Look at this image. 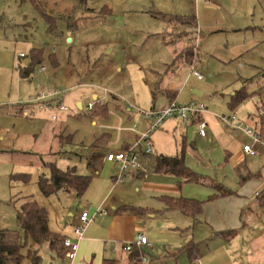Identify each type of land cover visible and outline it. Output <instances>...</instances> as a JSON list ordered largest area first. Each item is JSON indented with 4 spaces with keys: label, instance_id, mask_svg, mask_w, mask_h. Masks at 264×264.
I'll return each instance as SVG.
<instances>
[{
    "label": "crops",
    "instance_id": "1",
    "mask_svg": "<svg viewBox=\"0 0 264 264\" xmlns=\"http://www.w3.org/2000/svg\"><path fill=\"white\" fill-rule=\"evenodd\" d=\"M17 1L21 5L27 2L31 5L26 0ZM87 3L88 0L84 6L78 8L72 0H45L44 6L47 13L55 18L54 30H50L48 23L42 19L32 5L31 7L43 21L45 33L59 39L64 38L68 43L70 41V46L75 41L76 49L73 50L75 52L78 50L75 56L80 57L78 55L81 51L80 46L85 44L78 42V34L74 31L78 30L81 21L90 20L98 13L97 9L89 7ZM203 7L206 8L205 4ZM251 12L250 8L246 10V13L244 12L243 23L232 20L231 24L221 17L218 20L211 19L207 23L212 31L209 34H223L229 37L230 40H226L224 43L230 47L229 49L245 47L246 51H250L257 48L259 44L264 43V34L260 33L259 26L252 25L251 19L248 17ZM149 13L152 17L166 19L168 27L163 33V40L164 44L173 48V59L169 64H166L161 78L152 85V97L149 104L147 103L143 107L112 90L111 92L103 89L102 92H95L96 80L86 82L82 79L78 85L89 87L87 92L89 100L86 101V105H83L81 100L82 96L84 98L83 91L80 92L77 99L72 98L69 94L66 95L64 89H67V85L76 79L75 73L78 74L75 70L76 66L80 68L79 63L87 61L88 57L86 59L78 58L75 62V58L70 55L68 57L70 69L66 70L58 80L54 75L60 65L56 54H48L47 59L54 69L46 74V67L42 64L46 54L44 48L32 46L27 52L20 51L17 55V59H20L17 64L18 78L22 81V85L29 84L31 88L26 95L17 92V95L19 94L18 97L16 96L17 100L11 103L22 104L30 113L29 116H25L23 113L22 115H13L12 112L16 111V106L7 103L11 104L8 106L10 113L14 117L23 116L26 118L39 116L45 112L50 115V119L56 121L57 124L56 127H53V136L59 150H51L47 156L48 160L43 159V163L52 162L57 166V154L68 156L66 153L69 151L70 154H76L77 157L76 151L85 148L82 158L77 157L85 163V173L78 172L75 165L65 169H73L77 174L90 176L89 184L80 196H77L73 189L60 190L55 194L44 196L37 186L35 194L46 199V203L43 205L38 200L36 201L46 209L48 229L64 238L69 237L73 241H78V249L73 259L68 258L66 253L63 256L58 255L56 251L49 248L47 243H44L39 249L38 254L41 260L37 264H105L106 261L133 264L129 258L130 252L125 251L122 246L131 242L138 232L147 236L149 245L142 246L141 249L145 255L150 256L152 264H264V150H260L254 156L245 155L241 147L242 144L249 143L250 138L219 119L220 115L234 113L240 120L254 127L258 132L256 121L258 110L261 109L259 101H255L256 112H247L246 114H240L238 111L244 109V103L251 96L248 95L249 98L247 97L235 108H232L230 101L235 91H232L225 100L227 113L211 112L205 104L206 110L202 114V119L207 122L208 115L216 117L227 129V131H223L225 138L208 129V122L205 136H200L196 120L185 124L178 118H167L159 128L151 132L154 152L146 172L127 173L116 179L115 176L119 171L118 165L106 161L104 158L108 151L127 148L140 132L149 127L150 121L139 114L136 108L143 110L150 107L161 108L171 101L196 100L192 95L198 94L199 90L194 89V81L190 79L191 77L196 80L204 79L202 73V79H198L191 73L192 69L196 70V66L194 68L193 65L197 62V60L195 61L197 54L195 48H192V55H189L190 49L187 48L188 43L193 45L195 39L192 29H197L198 33L201 30L196 15L177 14L174 7L173 11L153 8ZM33 16L22 14V22L25 26L35 25L36 21L35 18L32 19ZM178 16L193 17L191 22L195 26L180 24L175 20ZM256 33L260 34L256 37ZM218 47L221 49V44H218ZM32 48L42 49L40 63L34 66L28 77H21L19 68L28 62ZM20 53H24L25 56L20 57ZM129 53L130 51L127 50L124 54L127 59H129ZM127 63L130 64V60ZM184 64L188 65V69L183 67ZM40 66H43L44 70H40ZM35 73L38 78L34 82L39 84L38 81L42 79L43 84L36 85V88L35 83L31 80ZM167 76L169 79L163 81ZM24 81H30V83ZM188 82L193 87L192 95H190L191 87L186 90ZM56 89L62 92L51 100L52 105L49 107L38 109L36 104L24 106L42 90L51 92ZM72 99H74V111L70 114L71 108L66 101ZM59 102L68 106L67 110H59L57 108ZM90 102H94V104L92 108L88 109L87 105ZM53 115L55 118L52 117ZM81 115H85L89 119L93 131L88 141L75 139L73 142L76 131L69 127V120L71 116L78 119ZM161 129L171 130L174 133L177 129L179 133H181L180 130H183L185 134L189 129H194L195 137L199 141L205 144L214 141L215 143L213 147L207 148L208 153L205 156H203L205 151H192L189 159L185 143H182L178 153L170 155V151H164L165 148L162 146L164 139H161L163 133ZM180 153H183L186 166L203 176L204 180L187 182L176 174L154 170L156 161L162 156L170 157ZM195 157L202 159L203 166L195 162ZM190 165H194L195 169ZM42 168L44 171L40 173H46L47 170L43 164ZM40 173L37 175L36 184ZM57 195H66V200L59 205V212L54 211V215L51 216L46 204L50 197H57ZM18 197L22 198L26 195ZM179 197L203 201L201 211L194 214L185 213L178 206H172L170 202ZM56 199L60 200L59 197ZM70 206H72V210H70ZM98 206L105 207L108 214H102L92 220L85 227L80 238L73 235L72 228L80 210L86 209L92 213ZM1 229L9 230L8 228ZM13 231H17L19 236L23 237L20 227ZM29 246H33L30 239L27 247L21 250V254L24 255ZM181 248H183L181 252L174 253ZM8 264L17 263L12 259ZM19 264L32 263L24 257Z\"/></svg>",
    "mask_w": 264,
    "mask_h": 264
},
{
    "label": "rangeland",
    "instance_id": "2",
    "mask_svg": "<svg viewBox=\"0 0 264 264\" xmlns=\"http://www.w3.org/2000/svg\"><path fill=\"white\" fill-rule=\"evenodd\" d=\"M87 5L97 9L98 13L90 20L81 21L78 30L74 31L78 34V42L85 44L80 46L81 51L78 54L80 57H77L75 55L78 50L76 52L73 50L76 49V42L70 46V41L68 43L64 38L59 39L45 33L43 21L28 2L21 5L17 0H0V16L4 22L0 27V229H19L16 209L23 200L17 199L18 196L26 195L28 198L38 200L41 205L46 203L44 197L35 194L36 178L44 171L43 159L48 160L47 156L51 150H59L53 136V127L57 124L50 119V115L45 112L32 118L14 117L8 109L11 102L17 100L16 96H19L17 92L26 95L31 88L29 84L22 85L18 78L17 64L20 59H17V55L20 51L27 52L32 46L44 48L46 54L42 64L46 67L45 74L54 69L47 59L48 54H56L60 65L54 75L58 80L70 69L68 63L70 55L75 58V62L78 58L88 57L87 61L79 63L80 68L76 66L75 70L78 72L75 73L76 79L64 89V93L74 99L83 91L84 98L80 96L83 105L89 100L87 95L89 87L78 86L82 79L86 82L96 80L95 92H102L103 89L112 90L143 107L149 104L152 97V85L161 78L166 64L173 59V48L164 44L163 40V33L168 27L166 19L152 17L149 11L153 8L173 11L174 7L177 14L196 15L201 29L199 33L197 29H192L195 39L193 46L190 47L188 43L187 48L190 50L195 48L197 62L193 66L204 75V79L196 80L191 77L190 80L194 81L193 87L198 89L199 93L192 95L193 87L188 82L186 90L191 87L189 94L206 104L209 111L217 114L227 113L225 105L227 96L243 87L251 97H248L244 109L238 113L256 112V100L260 105L264 103V43L250 51H246L245 47L229 49L230 47L224 45L226 40H230L229 37L214 33L210 35L212 31L207 26L211 19L218 20L219 17L225 18V21L231 24L232 20L243 23V14L250 8L252 12L248 17L252 25L259 26L260 33L264 34V0H88ZM22 14L34 15L32 19L35 18V25L25 26ZM260 33H256V37ZM218 44H221V49ZM127 50L130 51L129 59L124 55ZM129 60L130 64L127 63ZM183 67L188 69L186 64ZM32 77L33 79H30L35 83V88L36 85H43L42 79L38 81L39 84L34 82L38 78L36 73ZM167 79L168 76L163 81ZM74 99L66 101L71 108L70 114L74 111ZM206 119L208 129L225 138L223 134L224 130L227 131L225 126L212 115H208ZM69 127L76 131L73 142L75 139L88 141L93 131L85 115L78 119L71 116ZM180 131L181 133L177 129L174 133L161 129L163 132L161 139H164L162 146L165 148L164 151H170V155L178 153L182 143L186 145L189 159L192 151H205L203 155L205 156L208 153L207 148L214 146L215 141L206 144L199 141L195 137L194 129H189L187 134L183 130ZM78 145L81 146L80 143ZM85 150V148L77 150V157L82 158ZM66 154L68 156L57 154V166L65 169L75 165L78 172L85 173V163L79 160L76 154L72 155L69 151ZM201 161V158L195 157V162L203 166ZM190 166L195 169L194 165ZM17 172L30 173L31 180L27 184L10 181V174ZM61 196L48 199L46 205L51 216L54 215V211L59 212V205L66 200V195ZM58 197L60 200L56 199ZM71 207L70 210L73 209ZM105 264L121 263L106 261Z\"/></svg>",
    "mask_w": 264,
    "mask_h": 264
},
{
    "label": "trees",
    "instance_id": "3",
    "mask_svg": "<svg viewBox=\"0 0 264 264\" xmlns=\"http://www.w3.org/2000/svg\"><path fill=\"white\" fill-rule=\"evenodd\" d=\"M31 3L33 8L38 12L42 19L48 23L50 30H54L55 18L47 13L44 6L45 0H26ZM75 2L76 7H81L86 4L87 0H72ZM193 17L178 16L175 18L182 25L193 24ZM4 24L2 17L0 16V27ZM49 30V31H50ZM191 45L190 47H192ZM42 49L32 48L30 50V56H28V62L19 68V74L21 77H28L34 66L40 63ZM189 55H192L190 50ZM248 97V94L244 88L235 91L231 97L230 105L235 108L244 99ZM16 111H13V115H22V105L17 103ZM264 110V103L260 105ZM256 126L261 138L264 139V114L258 115ZM183 153L175 156L164 157L158 159L155 164L154 170L157 172H167L181 176L184 181L187 182H199L204 180L203 176L194 172L188 168L185 164ZM47 172H42L38 176L37 186L44 196L55 194L60 190H75L77 196L83 194L87 188L90 176L77 174L73 169L62 170L58 168L54 163H43ZM30 180L29 173L17 172L16 174H10V181H19L22 183H28ZM229 193V192H225ZM20 197H17L19 199ZM23 201L16 209V220L20 229L23 232V237H20L17 231L0 229V264H8L10 260H14L17 264L26 257L32 264H37L41 257L38 254L40 247L47 243L51 250L56 251L60 256L65 255L66 248L63 246L64 237L56 232L48 229L47 226V212L46 209L37 203L33 198L22 197ZM13 201V200H10ZM15 201V199H14ZM172 206H178L185 213H198L201 211V205L203 201H199L192 198L179 197L176 200H172ZM29 239L31 244L25 254H21V250L27 247ZM183 248L177 249L175 254L181 252ZM130 252L129 258L133 264H140V258L145 254L143 249L133 247ZM109 262V261H108Z\"/></svg>",
    "mask_w": 264,
    "mask_h": 264
},
{
    "label": "built area",
    "instance_id": "4",
    "mask_svg": "<svg viewBox=\"0 0 264 264\" xmlns=\"http://www.w3.org/2000/svg\"><path fill=\"white\" fill-rule=\"evenodd\" d=\"M20 57H24V53L19 54ZM40 70H44L43 66H40ZM191 73L198 79H202L203 75L195 69L191 70ZM62 91H46L42 90L36 97L30 99L26 105L36 104L38 109H44L52 105L51 100L56 98ZM94 102L88 103V109L92 108ZM22 105V104H21ZM59 110H67V106L63 103H57ZM206 110V105L197 100H189L187 102H175L171 101L164 107L149 109L136 108V111L141 114L145 119L150 121L149 127L140 132L137 138L127 148L116 151H108L105 153V160L118 165L119 171L115 176L116 179L121 178L127 173H141L147 171V166L153 155V143L151 140V132L159 128L164 120L170 117L180 119L183 123L189 124L191 121L196 120L198 134L205 136L207 122L202 119V114ZM22 112L25 116H29V110L25 109L22 105ZM264 114L263 109L258 110V115ZM55 118V116H52ZM219 119L226 125L238 129L250 138L249 143L242 144V151L245 155L254 156L259 153L260 150H264V139L261 138L254 127L240 120L234 113L227 115H220ZM133 129V128H132ZM102 214H108V210L105 207L98 206L92 213L83 209L77 214V219L72 228V233L77 238H80L83 234L85 227L94 220L97 216ZM147 236L138 232L131 242H128L122 246L125 251H131L133 247L141 248L142 246H148ZM63 246L66 248V256L70 259L75 257L78 249V241H73L69 237L63 239ZM140 264H152L149 255H142L140 258Z\"/></svg>",
    "mask_w": 264,
    "mask_h": 264
}]
</instances>
